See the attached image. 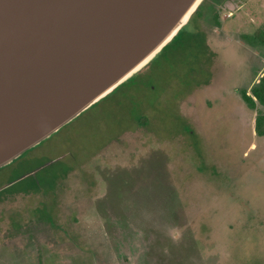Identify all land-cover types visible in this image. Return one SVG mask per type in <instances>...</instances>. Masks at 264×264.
Here are the masks:
<instances>
[{"label": "rangeland", "instance_id": "374dc122", "mask_svg": "<svg viewBox=\"0 0 264 264\" xmlns=\"http://www.w3.org/2000/svg\"><path fill=\"white\" fill-rule=\"evenodd\" d=\"M247 7L226 28L194 17L149 67L0 169V264H264V137L224 94L264 76V46L225 73L209 47L212 29L238 43L264 28V0Z\"/></svg>", "mask_w": 264, "mask_h": 264}, {"label": "water", "instance_id": "95a60500", "mask_svg": "<svg viewBox=\"0 0 264 264\" xmlns=\"http://www.w3.org/2000/svg\"><path fill=\"white\" fill-rule=\"evenodd\" d=\"M205 0H0V169L141 73Z\"/></svg>", "mask_w": 264, "mask_h": 264}, {"label": "trees", "instance_id": "16d2710c", "mask_svg": "<svg viewBox=\"0 0 264 264\" xmlns=\"http://www.w3.org/2000/svg\"><path fill=\"white\" fill-rule=\"evenodd\" d=\"M213 23L217 27L221 25L218 19H214ZM210 33L211 42L209 44V47H211L215 51L217 63L226 66L224 73L226 72V70H230L233 64H246L247 61H250L249 58L251 55L245 51V48L241 44L232 42L226 37L219 36L213 29L210 31ZM244 41L247 45L252 46L253 44H255L263 46L264 29H260L252 35L246 36ZM227 65H230V67L227 68ZM234 88H238L240 90L242 98L248 103L249 106L253 108H257L258 104L264 106V76L261 77V80L258 83L253 85L251 93L248 92V90L246 89V85L244 84L239 85L238 83V85H236L232 89ZM255 131L257 135H264V111H260L257 119L255 120Z\"/></svg>", "mask_w": 264, "mask_h": 264}, {"label": "flooded vegetation", "instance_id": "af4514ba", "mask_svg": "<svg viewBox=\"0 0 264 264\" xmlns=\"http://www.w3.org/2000/svg\"><path fill=\"white\" fill-rule=\"evenodd\" d=\"M207 1H208L207 11H209V13H207V11L201 12V14H199V16H197L196 15L198 12L197 11L191 19H194V17H196V16H197V19H205V18L210 19L211 18L212 21H214V19H218V21L221 23L222 27L226 28L228 24H230L232 21H234V19L246 18V17L243 18L242 13L244 12V8H248L247 7L248 0H205V3ZM227 9L232 10L230 12L229 16L224 14ZM190 21H192V20H190ZM216 32L218 34H220L219 30H216ZM227 38L231 41V39L229 37H227ZM206 42L209 43L208 40ZM235 42H237V41H235ZM238 43L241 44L245 48V51L248 54L252 55V53L248 50V47H247V46L250 47L251 45H247L243 40H238ZM260 80H261V77H260V79L257 80L256 83H258ZM251 83L246 87V89L250 93H251L253 85L256 84L253 82L252 83L253 85H252ZM215 88H216V86H215ZM217 89L220 90V93H221V89L219 87ZM228 93H230L232 95L235 94L240 99L242 106H243L241 109L242 110L241 114L246 120L245 125H250V126L254 127V131H255V120L257 119L260 111H264V106L259 105V104H258L257 108L256 107L253 108V107L249 106L248 103L242 98V95L240 94L241 92L237 88L232 89V91L229 90V92H225L224 94H228ZM251 112L255 113L254 117L251 115ZM248 120L251 122L248 123ZM255 133H256V131H255ZM256 135H257V133H256ZM257 136L258 137H264V135H262V136L257 135Z\"/></svg>", "mask_w": 264, "mask_h": 264}]
</instances>
